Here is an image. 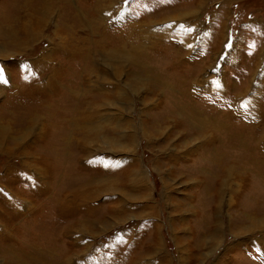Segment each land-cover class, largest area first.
<instances>
[{
  "label": "rangeland",
  "instance_id": "374dc122",
  "mask_svg": "<svg viewBox=\"0 0 264 264\" xmlns=\"http://www.w3.org/2000/svg\"><path fill=\"white\" fill-rule=\"evenodd\" d=\"M196 1L52 0L26 43L0 0V264H264V157L202 145L260 136L225 101L264 94V0Z\"/></svg>",
  "mask_w": 264,
  "mask_h": 264
},
{
  "label": "bare ground",
  "instance_id": "6f19581e",
  "mask_svg": "<svg viewBox=\"0 0 264 264\" xmlns=\"http://www.w3.org/2000/svg\"><path fill=\"white\" fill-rule=\"evenodd\" d=\"M51 1L52 0H47V1L46 0H40L39 4H35L32 8L30 5L31 0H14L16 7L19 6L18 4L21 2L20 3L21 9L24 8L26 10L25 12L28 14L25 13L26 17L20 16V17L24 18L25 21H23V22L20 21L21 19L19 16H17V14H16V16H14V18H13L14 20L10 17H6V21L9 23V26L7 25L6 27L9 28V27L15 26L17 28L18 33H26L27 34V39L25 40L26 43L33 41L35 38L38 37L37 34L40 31V28H42V21L44 20V17H47V15H48V17L50 15H52L51 13L53 12L52 11L53 8L51 5ZM54 1L57 2L59 0H54ZM17 11L19 12V9H17L16 12ZM13 12H15V11H13ZM92 12H93V10H92ZM262 26H263V24L261 25V27ZM61 29H63V28H61ZM262 29L263 28H261V31H262ZM70 39H71V37H70ZM60 45L58 48H61V49L65 50L66 52L68 51L70 53L77 54L76 47L71 48L70 46H68V45H71L68 41L62 42V43L60 42ZM68 47H70V50H68ZM254 75H255V73H254ZM54 79H56V78H54V77H53V79L50 78L49 81L47 82V85L50 89H52V90L54 89V91H55L56 85H55ZM215 86L217 88L219 87V85H215ZM212 87H214V86H212ZM57 89H58V87H57ZM235 89H236V86L234 85V86H231L230 88L226 89L225 91L232 93ZM52 90H48V91L51 92ZM243 94L244 93L240 94L239 96L234 95V97H232V98H231V96L226 97L225 102L227 105H229V110L226 112V114L229 118H236V116L243 117L245 122H247L249 124V126H252L255 129V131L260 132V136L255 137V135L254 136L251 135L250 140L244 141V140L237 139L238 137H243V136L236 134V133H233L232 134L233 138L229 137V139H227L225 142H220L219 145L217 144L218 147H220V149L215 148V146H217V145L210 146V140L212 138L211 137V138H209L210 140L208 143H207V141H205L202 144L204 147V149H203L204 155H207L205 157L209 158L210 160H211V158H214V157L215 158H222V159H230L233 157L235 160H243L247 165H249V164L251 165V167L248 166L247 171H250V172L253 171L255 173H257V172L260 173V171L262 170V165H260V164L263 163L261 161V157H264V111L260 112L259 109H260V106L262 105L261 102L264 100V94L263 93H259V94L256 93L255 96L249 97L248 100H243L242 102L240 101L238 104H236L235 100L236 99L241 100V98L244 97ZM231 100H232V103H231L232 105L230 104ZM176 109L177 110L174 113L176 115H179L180 118H183V119H181V121H178L176 123V126L181 127L180 122H182L183 123L182 126L185 127V129L188 131L196 130L198 132L205 133L206 127L202 123L203 121L195 118L196 117L195 114H193L189 111H188L189 113H186L185 110L188 109L186 106L178 104ZM236 111H239V112H236ZM194 121H196V123H194ZM257 123H260L262 125L260 127H255V124H257ZM227 127L230 128L229 126H227ZM195 135L196 134H194V133L192 134V139L198 140L199 137H197V136L195 137ZM204 139H206L205 135H204ZM187 141H188V139H187ZM199 141H200V139H199ZM227 144H228V146H227ZM224 146H227L226 147L227 149H222ZM212 160H214V159H212ZM221 165L223 167L225 164H221ZM223 168H224L223 171H224L225 175H226V173L228 174L229 172L230 173L233 172V169L228 168L227 165H225V167H223ZM245 172L246 171H243L242 174ZM242 174L239 171L237 176L239 178H241ZM263 187H264V185H263ZM221 192L222 191H220V192L218 191V193H221ZM218 197H219V195H218ZM247 218L250 221H252V223H254L256 221L261 222V219H258V218H249V217H247ZM261 255L263 256V260H264V253H261Z\"/></svg>",
  "mask_w": 264,
  "mask_h": 264
},
{
  "label": "crops",
  "instance_id": "0c3cea01",
  "mask_svg": "<svg viewBox=\"0 0 264 264\" xmlns=\"http://www.w3.org/2000/svg\"><path fill=\"white\" fill-rule=\"evenodd\" d=\"M197 1L204 2V0H197ZM197 1H196V2H197ZM224 1H225V0H224ZM196 2H195V3H196ZM201 8H202V7H201ZM201 8H200V9H201ZM229 8H230V7H225V9H224L225 12H223V14H224V15H223V19L225 18L224 16H226L225 14H226V12H227V9L229 10ZM200 9H199V10H200ZM215 16L218 18L217 15H215ZM216 17H215V18H216ZM262 24H263V26L260 27V28H263V29H262V33L264 32V23L260 21V25H259V24H256V26H254V27H250V31H251V33H253L252 35H255V34H257V33L259 32V30H258V25L261 26ZM249 26H253V24H250ZM255 27H256L257 30H255Z\"/></svg>",
  "mask_w": 264,
  "mask_h": 264
},
{
  "label": "snow or ice",
  "instance_id": "6c2138e0",
  "mask_svg": "<svg viewBox=\"0 0 264 264\" xmlns=\"http://www.w3.org/2000/svg\"><path fill=\"white\" fill-rule=\"evenodd\" d=\"M25 79H27V77H25ZM0 82H6V80L4 79V76H3V70L0 69Z\"/></svg>",
  "mask_w": 264,
  "mask_h": 264
}]
</instances>
